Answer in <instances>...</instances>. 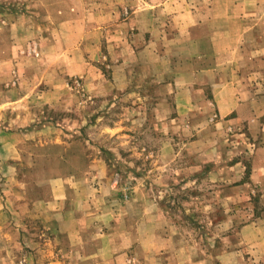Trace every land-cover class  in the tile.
Wrapping results in <instances>:
<instances>
[{
  "label": "rangeland",
  "instance_id": "1",
  "mask_svg": "<svg viewBox=\"0 0 264 264\" xmlns=\"http://www.w3.org/2000/svg\"><path fill=\"white\" fill-rule=\"evenodd\" d=\"M131 7V0H0V133H13L15 146L0 151L1 180L87 176L82 187H114L112 222L124 215L127 227L116 233L124 253L117 264H264V243L252 245L241 232L264 211V183L250 180L249 161L240 178L205 179L242 153L223 150V158L195 165L193 136L163 132L151 114L150 79L131 99L107 89L109 47L129 30ZM95 49L99 59L91 60ZM165 142L173 157L161 155ZM23 233L14 248L21 259L33 252Z\"/></svg>",
  "mask_w": 264,
  "mask_h": 264
},
{
  "label": "crops",
  "instance_id": "2",
  "mask_svg": "<svg viewBox=\"0 0 264 264\" xmlns=\"http://www.w3.org/2000/svg\"><path fill=\"white\" fill-rule=\"evenodd\" d=\"M131 4L124 28L134 31L128 34L127 29L119 45L109 47L112 81L107 89L121 90L124 99H131L134 89L150 79L151 114L163 132L182 130L193 136L187 147L195 155V165L223 158V150L228 156L235 149L242 153L229 168L210 171L205 179L240 178V166L248 160L250 180L264 183V0H131ZM89 57L99 59L98 50L90 51ZM87 68L83 66L84 71ZM147 113L145 109L140 117ZM13 138V133H0L1 152L15 148ZM160 152L174 156L170 142L163 143ZM85 177L36 180L30 175L5 183L0 178V264L122 261L116 233L127 227L124 215L112 222L117 220L115 189L108 184L94 190L82 187ZM260 198L264 202V192ZM260 227L264 211L241 227L243 234L252 235L250 244L264 243L257 237ZM21 231L33 251L22 259L14 253Z\"/></svg>",
  "mask_w": 264,
  "mask_h": 264
}]
</instances>
